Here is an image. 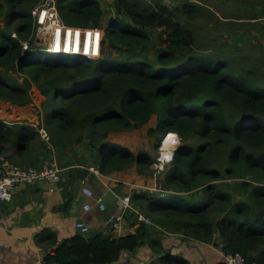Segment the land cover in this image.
<instances>
[{
    "label": "trees",
    "instance_id": "trees-1",
    "mask_svg": "<svg viewBox=\"0 0 264 264\" xmlns=\"http://www.w3.org/2000/svg\"><path fill=\"white\" fill-rule=\"evenodd\" d=\"M43 1L0 0V99L26 106L33 84L46 97L38 126L0 122V153L10 150L8 158L24 166L46 161L51 149L41 138L45 127L56 144H86L103 175L137 169L150 177L154 157L121 139L166 133L181 139L161 178L163 195L133 196L154 225L131 211L136 233L78 234L47 253L45 264H113L142 246L155 253L146 264H191L165 247L157 226L222 246L227 255L239 253L247 264H264V57L218 36L206 48L193 20L205 12L219 31L232 21L216 17L204 0H112L114 17L106 14L105 0H56L66 25L104 30L102 57L44 58L36 51L32 16ZM220 5L264 17V0ZM148 47L154 59L145 53ZM221 47L226 51H217Z\"/></svg>",
    "mask_w": 264,
    "mask_h": 264
},
{
    "label": "crops",
    "instance_id": "crops-1",
    "mask_svg": "<svg viewBox=\"0 0 264 264\" xmlns=\"http://www.w3.org/2000/svg\"><path fill=\"white\" fill-rule=\"evenodd\" d=\"M39 114L42 121L41 111ZM72 145L53 141L50 145L49 159L57 160L62 168L60 182L21 183L12 200L0 205V264H33L37 257H44L57 245L82 234L76 227L78 221L89 226V235L103 233L115 238L137 232L138 225H131V212L125 215L120 232L114 231L113 224L119 213L117 199L132 191L134 181L143 182L144 176L133 169L103 175L82 145ZM42 165L40 157L30 167ZM84 187L93 191L94 198L85 196ZM97 197H103L106 210L96 205ZM86 203L92 205L90 211L84 209ZM163 236L165 247L186 257L191 264H218L223 260L214 244L199 243L186 236ZM154 256L148 246H142L134 253L125 252L113 264H146Z\"/></svg>",
    "mask_w": 264,
    "mask_h": 264
},
{
    "label": "built area",
    "instance_id": "built-area-1",
    "mask_svg": "<svg viewBox=\"0 0 264 264\" xmlns=\"http://www.w3.org/2000/svg\"><path fill=\"white\" fill-rule=\"evenodd\" d=\"M32 16L34 17L36 28V51H46L49 53L60 54L65 57H76L86 61H97L102 57L105 37L104 30L98 27L83 28L66 25L61 19L56 0H44L32 10ZM13 35L14 37L17 36L15 33ZM23 47L26 51L31 50L28 42H23ZM40 134L42 140L50 146L52 138L49 131L42 127L40 129ZM173 156L168 160L162 158L158 160L160 165L157 166V171L159 173L164 169V165L172 160ZM61 173L62 168L55 159L44 162L42 167L38 168L20 165L0 153V205L12 200L17 185L21 183L34 184L41 180L60 182ZM138 188L139 190L141 188V191L143 192L146 190H149L150 192L157 190L153 187L147 188L140 186ZM83 192L88 198H94L93 191L90 188L84 187ZM134 193L135 186L133 185L130 193L117 199L119 213L116 215L113 224L114 231L117 233L122 230L121 224L125 215L131 211L137 215L138 221L145 223L147 226L154 225L152 219L140 212L133 205L132 200ZM95 202L100 210H106L103 197L95 198ZM84 209L90 211L92 205L86 203ZM2 225L3 219L0 217V226ZM76 227L82 234L90 233L89 226L83 221H78ZM214 247L222 253V258H224L225 264H247L245 258L239 253L227 255L223 252L222 246L216 247L214 245ZM33 264H45V256L37 257Z\"/></svg>",
    "mask_w": 264,
    "mask_h": 264
},
{
    "label": "rangeland",
    "instance_id": "rangeland-1",
    "mask_svg": "<svg viewBox=\"0 0 264 264\" xmlns=\"http://www.w3.org/2000/svg\"><path fill=\"white\" fill-rule=\"evenodd\" d=\"M110 1L112 0H105L104 1L105 4L103 6L108 11L106 14L109 15L110 17H114L116 16L114 14L115 8L113 9L111 7L112 2ZM191 1H194V0H191ZM221 1L222 0H218V1L204 0L203 2H200V3L202 4L205 3L207 7H209L212 11L215 12L216 17L223 19V21H232V22H229L230 25L228 27L227 25L221 26L222 27L221 31H219V28L215 26L211 27L212 24L214 23L212 22L213 19L212 18L209 19L210 16L206 17L205 12H203V14H201V16H199L197 19L195 18L192 24H190L192 27L195 28V30H197L198 34L200 35L199 36L200 39L204 41L205 47L212 48V45H214V43L217 41L216 40L215 42H213V39L218 36V40H227L230 42V44H233L235 46H246L249 49H254L257 51L255 52L257 54L255 55V58H258V59L263 58L264 57V32H262V27H261L260 22L264 21V17H258V18L253 19V14L250 13L248 10L243 11V12H235L233 11L231 6L222 7L220 5ZM109 7L110 9L108 10ZM223 15H226L227 17H224ZM0 24H3L2 18H0ZM225 27L228 29V31L223 32V29H225ZM156 36H157L156 33L152 35L153 37L152 43L155 42ZM145 51H146L145 53H147L151 57V59L155 58L156 52L153 49L148 47ZM209 51H211V49ZM217 51L225 52L226 50L221 47L220 49H217ZM39 55L44 58L78 59L76 57H65L60 54L49 53L46 51L40 52ZM31 92H32L33 101L26 106H17L15 104H12L11 102L0 99V122L7 123V124L28 122L29 124H33L35 126H38L39 124H41L42 121H39V115H40L39 112L42 110V107L44 106L46 102V97L41 94L36 84H33ZM48 105H49L48 113H49V116L52 117L53 107L50 102H48ZM42 118H43V115H42ZM167 135H170V134H166V135L159 134L154 138H146V137H140V136H127V137L124 136V138L121 139V142L126 143V146L129 149L135 152H138L140 150L145 151L154 157L153 159L154 161L150 164L151 176L145 177L144 175L143 182H139V181L133 182L135 183L134 184L135 193H140V192L145 193L146 191H149V190H146L145 192H143L141 191V188L139 190L138 187L142 186V187H147V188L148 187L156 188L157 190L151 193H158V195H163L164 191H163L162 185H160L161 178L163 179L165 177V173L167 169L169 168V164L167 163L164 165V169L161 171V173L157 171V166L160 165L158 160L161 159V150H163L162 146L164 144V141ZM180 141L181 139L179 137V141L178 140L176 141L177 147L180 145ZM70 145H71L70 147H74V145L72 144ZM77 145L78 146L82 145L81 148L85 150V153L90 158L89 160H92L93 152L89 149V147L86 144L85 146L84 143L77 144ZM78 146H77V149H78ZM176 146L175 148H177ZM3 154L9 157V155L11 154V151L10 150L6 151ZM41 160L46 162L51 159L48 158L45 161V159L41 157ZM13 161L19 162L20 160L16 158ZM222 165H223V162L220 163V166ZM133 170L138 171L137 169H133ZM223 184L225 187H228L230 191H232L231 189H234V184L230 183L229 181L228 182L224 181ZM166 192H170V190H166ZM199 192L200 191H197V190L194 191L193 194L197 195L196 198H198ZM233 193L236 194L235 191ZM155 230H156V233L159 232V230H162L164 235H167V237H171V236H183L184 237L185 236L184 234H181V233L168 232L166 230H163L159 226L155 227Z\"/></svg>",
    "mask_w": 264,
    "mask_h": 264
},
{
    "label": "bare ground",
    "instance_id": "bare-ground-1",
    "mask_svg": "<svg viewBox=\"0 0 264 264\" xmlns=\"http://www.w3.org/2000/svg\"><path fill=\"white\" fill-rule=\"evenodd\" d=\"M167 134V133H166ZM178 139V138H177ZM176 140L173 139L172 136L167 135L162 146L163 150H161L162 159L168 160L171 156H173L176 146ZM177 147V146H176Z\"/></svg>",
    "mask_w": 264,
    "mask_h": 264
}]
</instances>
